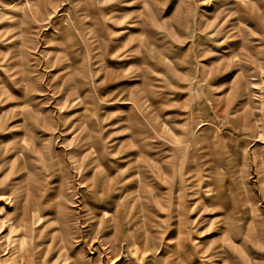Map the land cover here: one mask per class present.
Listing matches in <instances>:
<instances>
[{
    "label": "rangeland",
    "instance_id": "rangeland-1",
    "mask_svg": "<svg viewBox=\"0 0 264 264\" xmlns=\"http://www.w3.org/2000/svg\"><path fill=\"white\" fill-rule=\"evenodd\" d=\"M9 1L0 264H264V0Z\"/></svg>",
    "mask_w": 264,
    "mask_h": 264
},
{
    "label": "bare ground",
    "instance_id": "bare-ground-1",
    "mask_svg": "<svg viewBox=\"0 0 264 264\" xmlns=\"http://www.w3.org/2000/svg\"><path fill=\"white\" fill-rule=\"evenodd\" d=\"M238 1H241V0H238ZM257 1V0H256ZM259 1V0H258ZM16 0H10L9 2H8V5L9 6H13V5H15L16 4ZM32 2V1H31ZM113 2H117L116 0H109V2L107 1V4H110V3H113ZM260 2V1H259ZM26 3V2H25ZM180 3V2H179ZM228 3V2H227ZM235 5H236V3H235ZM247 5V3H245V1L244 2H242L239 6L240 7H245ZM248 5H249V3H248ZM183 6V5H182ZM238 6V5H237ZM242 7V8H243ZM117 8H118V6H117ZM231 8V7H230ZM25 9V8H24ZM109 9V11H116V8L115 7H109L108 8ZM229 9V8H228ZM27 10V9H26ZM34 10V9H33ZM37 10V9H36ZM217 12V11H216ZM215 12V13H216ZM76 15V14H75ZM115 16H116V14H114ZM69 17V16H68ZM69 25H70V23H68ZM71 26V25H70ZM63 28H65V27H63ZM66 29V28H65ZM68 30V29H67ZM66 31V30H65ZM61 34V33H60ZM107 38V37H106ZM71 44H73V43H71ZM204 55V54H203ZM110 63V62H109ZM111 64V63H110ZM220 69V68H219ZM126 73V72H125ZM118 75V74H117ZM256 136V135H255ZM259 137V136H258ZM15 148V147H14ZM13 149V147H11L10 149L8 148V147H4L3 148V150L0 152V153H2L1 155H8V154H10V150H12ZM20 148H18L17 147V150H19ZM85 154V153H84ZM6 155V156H7ZM5 157V156H4ZM4 157H2L1 159L3 160V161H6L7 162V158H4ZM8 157V156H7ZM104 158H105V156H104ZM97 160V159H96ZM71 163V162H70ZM35 166H36V164H35ZM21 167V166H20ZM34 167V166H33ZM30 168V167H29ZM88 168V167H87ZM141 168V167H140ZM22 169V168H21ZM28 169V168H27ZM105 169L107 170V172L105 173ZM136 169V172H137V170H139V169H137V168H135ZM94 170H96V169H94ZM99 170V169H98ZM98 170H96L95 172H97V174H99V173H101L102 174V176H103V180L102 181H104V179H105V182H106V184L107 185H109V184H112V178H113V175L111 174V169H110V165L109 164H107L106 166H104V170L102 171V172H100V171H98ZM140 171V170H139ZM114 172V171H113ZM259 172V174H260V171H258ZM205 175H207V176H205V178L203 179L204 180V183H203V186H204V188H205V192L204 193H206V194H204V195H206V197H205V199L204 200H206V201H208V200H211L212 198H214V195L212 196L211 195V193H212V181L209 179V172H207ZM51 176V175H50ZM66 177H68V175L66 176ZM98 177H99V175H98ZM258 177H260V180H263V178H261V176H258ZM75 178V177H74ZM91 178H92V175H91ZM127 178V177H126ZM62 179V178H61ZM100 180H101V178H100ZM10 181V180H9ZM30 181V180H29ZM28 181V182H29ZM33 181V183L32 184H36V182H38V181H34V180H32ZM74 181V180H73ZM128 180H126L125 182H123V183H121L120 185L121 186H129L130 184H131V181H129L128 183H126ZM6 182V181H5ZM31 182V181H30ZM122 182V181H121ZM132 182H134V181H132ZM10 183V182H9ZM60 183H62V182H60ZM59 183V184H60ZM70 183V182H69ZM175 183V182H174ZM28 184V183H27ZM30 184V183H29ZM231 184V183H230ZM95 185L96 186H98V185H102V183L101 182H98L97 181V183H95ZM28 186V185H27ZM27 186H26V188H27ZM103 186V185H102ZM29 187V186H28ZM32 187V186H31ZM31 187H29L28 189H30ZM33 188V187H32ZM61 188V187H60ZM134 188V187H133ZM231 188V187H230ZM8 189H9V187H8ZM34 189V188H33ZM176 189V188H175ZM229 189V188H228ZM214 190V189H213ZM61 191V190H60ZM230 191V190H229ZM117 193H121L120 191H117ZM223 193V192H222ZM188 194V193H187ZM225 194V193H224ZM47 195V194H46ZM45 195V196H46ZM193 195V194H192ZM203 195V196H204ZM232 195L234 196V195H236V193H232ZM2 196V195H1ZM226 196H227V194H226ZM230 196V195H229ZM38 197V196H37ZM127 197H129V200H131V201H133V202H136L137 200H138V197H137V193H128V192H124V193H122V194H120V195H117V199H119L120 201H122V200H126V199H128ZM189 198V197H188ZM229 198H231V197H229ZM233 198H237V196H234ZM52 199V198H51ZM33 200V199H32ZM87 201V200H86ZM92 201V200H91ZM205 201V202H206ZM197 202V201H196ZM34 203V202H33ZM33 203H31V204H28V208L26 209V213H25V216L24 215H18V217L16 218L17 220H19V225H23V227H27V225H28V223L30 224V223H32V224H37L38 222H39V220H40V218H41V214L39 213L40 211V208L37 206V205H35V207H33ZM111 203V202H110ZM117 203H118V201H117ZM223 203V202H222ZM100 205V204H99ZM105 205V204H104ZM179 205V204H178ZM221 205V204H220ZM224 205V204H223ZM122 206V205H121ZM222 206V205H221ZM140 208V207H139ZM233 208V207H232ZM103 209H105V208H103ZM231 209V208H230ZM232 211V210H231ZM247 211V210H246ZM100 212V211H99ZM117 211H114L113 213H111V214H107L108 215V217H109V225H110V227H111V225H114V227H112L114 230L116 229V225L118 224L117 223V221H116V219H117V216L115 215V213H116ZM142 212V211H141ZM233 212V211H232ZM235 212H236V210H235ZM103 213H105L104 212V210H103ZM107 213V212H106ZM105 213V214H106ZM128 213V212H127ZM139 213V212H138ZM65 214V212H63V215ZM228 214V213H227ZM236 214V213H235ZM248 214V213H247ZM133 215H135V214H133V213H128L126 216H124V219L125 220H127L128 222H130L131 223V225H133V227H132V229L130 230L129 228H127V229H122L123 231H124V233H123V236H124V239H126L127 240V242L128 243H130L131 241H132V239H134V238H138L139 240H141L142 242H144L143 241V239H142V237H141V233L143 232V229H142V227H141V223H138V221H137V219L136 218H134V216ZM242 215V214H241ZM244 215V214H243ZM58 217V216H57ZM128 217L130 218V220H128ZM92 218V217H91ZM58 220V219H57ZM88 220V219H87ZM263 221V220H262ZM86 223V222H85ZM123 223V222H122ZM260 223H262V222H260ZM91 224V223H90ZM92 225V224H91ZM120 225V224H119ZM123 225V224H122ZM125 225V224H124ZM175 226V225H174ZM94 227V226H93ZM60 228H62V227H60ZM180 229V228H179ZM62 229H60V231H61ZM73 230V229H72ZM130 230V231H129ZM148 230V229H147ZM64 231V230H63ZM62 231V232H63ZM179 231V230H178ZM177 231V232H178ZM68 233V232H67ZM181 233V232H180ZM73 234V233H72ZM41 235V234H40ZM45 235V234H44ZM184 235V234H183ZM72 236V235H71ZM78 236V235H77ZM177 236H179V235H177ZM176 236V237H177ZM73 237V236H72ZM81 237V236H80ZM177 239V238H176ZM78 240V239H77ZM178 240V239H177ZM73 241V240H72ZM84 241V240H83ZM184 241H185V238H184ZM183 241V242H184ZM127 243V244H128ZM182 243V242H181ZM84 244H85V242H84ZM73 245V244H72ZM82 245V244H81ZM249 245V244H248ZM140 246H141V248H145L146 247V245L144 244V243H141L140 244ZM187 246V245H186ZM48 249V248H47ZM248 249V248H247ZM47 251V250H46ZM44 253H45V251H44ZM48 253V252H47ZM46 253V254H47ZM178 253V252H177ZM45 254V255H46ZM42 257V256H41ZM59 257V256H58ZM56 258V257H55ZM64 258H65V255H64ZM63 258V259H64ZM45 259V258H44ZM52 259H53V257H52ZM66 260H68V259H66ZM138 260V259H137ZM141 260V259H140ZM39 261V260H38ZM61 261H63V260H61ZM36 263H37V261H36ZM38 264H40V263H38Z\"/></svg>",
    "mask_w": 264,
    "mask_h": 264
}]
</instances>
